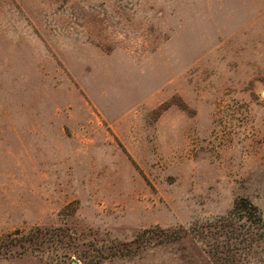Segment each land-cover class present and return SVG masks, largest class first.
I'll list each match as a JSON object with an SVG mask.
<instances>
[{
    "label": "rangeland",
    "instance_id": "374dc122",
    "mask_svg": "<svg viewBox=\"0 0 264 264\" xmlns=\"http://www.w3.org/2000/svg\"><path fill=\"white\" fill-rule=\"evenodd\" d=\"M241 199L264 0H0V264H264L204 229Z\"/></svg>",
    "mask_w": 264,
    "mask_h": 264
},
{
    "label": "trees",
    "instance_id": "16d2710c",
    "mask_svg": "<svg viewBox=\"0 0 264 264\" xmlns=\"http://www.w3.org/2000/svg\"><path fill=\"white\" fill-rule=\"evenodd\" d=\"M212 228L216 229L215 236H225L228 240L222 243L223 249L227 252H233L238 256L243 254H257L264 255V218L261 216L258 208L247 199L239 200L234 209L224 217L216 220L215 225H208L204 229L210 231ZM199 234L200 230H194ZM38 234H32V237H12L0 239V247H11L21 243L24 247L25 242H35L36 235H42L41 229L36 231ZM153 234L154 230H147L144 234ZM8 238V239H7ZM10 238V239H9ZM183 237L179 233L175 236V240H181ZM6 239V240H5ZM9 241V242H7ZM209 246V245H208ZM211 247V245H210Z\"/></svg>",
    "mask_w": 264,
    "mask_h": 264
},
{
    "label": "water",
    "instance_id": "95a60500",
    "mask_svg": "<svg viewBox=\"0 0 264 264\" xmlns=\"http://www.w3.org/2000/svg\"><path fill=\"white\" fill-rule=\"evenodd\" d=\"M74 264H76V263H74Z\"/></svg>",
    "mask_w": 264,
    "mask_h": 264
}]
</instances>
